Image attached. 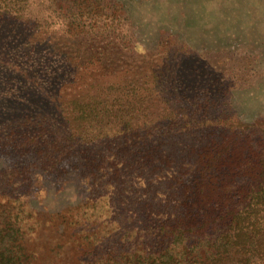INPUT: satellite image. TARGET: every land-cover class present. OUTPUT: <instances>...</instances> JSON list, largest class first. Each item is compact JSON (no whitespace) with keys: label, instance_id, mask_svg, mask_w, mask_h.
Masks as SVG:
<instances>
[{"label":"rangeland","instance_id":"obj_1","mask_svg":"<svg viewBox=\"0 0 264 264\" xmlns=\"http://www.w3.org/2000/svg\"><path fill=\"white\" fill-rule=\"evenodd\" d=\"M21 4L25 18L0 11V184L28 187L34 223L74 205L82 185L44 173L42 155L7 154L10 139L30 147L37 139L45 150L43 141L98 119L88 147L102 148V139L139 135L152 120L222 133L264 121V0ZM24 165L32 172H13Z\"/></svg>","mask_w":264,"mask_h":264},{"label":"trees","instance_id":"obj_2","mask_svg":"<svg viewBox=\"0 0 264 264\" xmlns=\"http://www.w3.org/2000/svg\"><path fill=\"white\" fill-rule=\"evenodd\" d=\"M22 1L0 0V11L25 18ZM101 122L43 141L45 150L8 141L7 154L42 155L44 173L76 176L84 194L34 223L28 187L0 184V264H35L38 254L50 264H264V121L222 133L152 120L88 147Z\"/></svg>","mask_w":264,"mask_h":264}]
</instances>
